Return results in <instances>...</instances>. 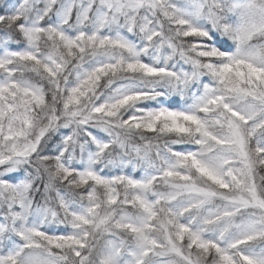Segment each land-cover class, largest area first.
I'll return each mask as SVG.
<instances>
[{"label": "snow or ice", "instance_id": "6c2138e0", "mask_svg": "<svg viewBox=\"0 0 264 264\" xmlns=\"http://www.w3.org/2000/svg\"><path fill=\"white\" fill-rule=\"evenodd\" d=\"M0 7V264H264V0Z\"/></svg>", "mask_w": 264, "mask_h": 264}, {"label": "trees", "instance_id": "16d2710c", "mask_svg": "<svg viewBox=\"0 0 264 264\" xmlns=\"http://www.w3.org/2000/svg\"><path fill=\"white\" fill-rule=\"evenodd\" d=\"M4 2H5V0H0V6H2ZM7 2L8 3H14L15 0H7ZM0 12H2V7H0ZM13 47H15V45ZM136 174L139 175V173H136Z\"/></svg>", "mask_w": 264, "mask_h": 264}]
</instances>
